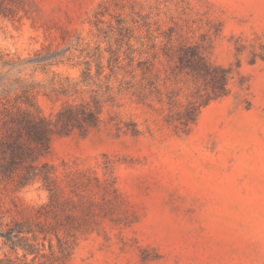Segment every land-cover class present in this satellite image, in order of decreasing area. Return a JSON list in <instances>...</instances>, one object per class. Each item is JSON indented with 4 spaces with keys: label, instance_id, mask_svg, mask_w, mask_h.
<instances>
[{
    "label": "rangeland",
    "instance_id": "obj_1",
    "mask_svg": "<svg viewBox=\"0 0 264 264\" xmlns=\"http://www.w3.org/2000/svg\"><path fill=\"white\" fill-rule=\"evenodd\" d=\"M32 1L20 20L0 16V65L62 47V35L89 39L104 0ZM136 1L152 21L166 27L172 16L191 30L189 38L205 44L212 62L231 65L234 76L229 92L204 106L184 131L166 122L165 96L159 102L121 94L103 107L99 127L51 136L41 159L56 165L63 185H74L76 170L102 178L108 163L120 193L110 203L96 186H66V209L85 225L68 264H264V0ZM167 67L156 63L160 83L170 79L162 90L178 93L173 109H179L195 86ZM18 68L40 84L35 104L51 117L62 102L45 94L52 71L79 73L67 66ZM46 202L40 183L18 186L0 178V228L16 219L44 220L37 209ZM5 254L0 237V259Z\"/></svg>",
    "mask_w": 264,
    "mask_h": 264
},
{
    "label": "trees",
    "instance_id": "obj_2",
    "mask_svg": "<svg viewBox=\"0 0 264 264\" xmlns=\"http://www.w3.org/2000/svg\"><path fill=\"white\" fill-rule=\"evenodd\" d=\"M32 2L0 0V16L20 20L29 15ZM137 6L141 5L136 0H104L94 11L96 32L89 39L80 33L62 35V47L45 48L27 60L0 65V178L18 186L38 182L47 192V202L37 209V218L44 216V220L16 219L0 228V237L9 248L0 264H68L76 234L85 225L66 209V186L90 190L96 186L110 203L120 197L108 163L103 165L102 178L89 169L76 170L77 178H70L74 185H63L56 165L41 159L49 152L55 132L84 133L99 127L103 107L121 94L139 99L154 96L159 102L165 96L166 122L184 131L204 106L229 92L234 76L231 65L212 62L205 44L192 41L187 35L191 30H184L172 16L171 24L164 27V21H152L151 12L142 13ZM156 63L168 65L173 77L184 75L194 84L195 90L181 108L173 109L176 91L162 90L170 79L164 77L160 83ZM21 64H33L43 72L53 66L78 68L76 78L52 71L44 86L46 95L62 101L54 117L36 106L40 84L21 75ZM69 191L76 190L71 187Z\"/></svg>",
    "mask_w": 264,
    "mask_h": 264
}]
</instances>
